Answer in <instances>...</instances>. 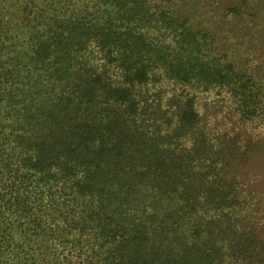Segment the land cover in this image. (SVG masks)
Listing matches in <instances>:
<instances>
[{"label":"trees","instance_id":"trees-1","mask_svg":"<svg viewBox=\"0 0 264 264\" xmlns=\"http://www.w3.org/2000/svg\"><path fill=\"white\" fill-rule=\"evenodd\" d=\"M257 14L0 0V264H264V62L234 44Z\"/></svg>","mask_w":264,"mask_h":264},{"label":"rangeland","instance_id":"rangeland-1","mask_svg":"<svg viewBox=\"0 0 264 264\" xmlns=\"http://www.w3.org/2000/svg\"><path fill=\"white\" fill-rule=\"evenodd\" d=\"M253 3L257 5L259 14L254 17L257 24L252 27H247L245 30L237 32L236 35L241 33L239 42L234 38V44L242 54L241 57L248 56L253 62H264V0H253ZM228 26L230 24H227ZM243 40V44L240 45V41ZM200 101V107H208L207 110L212 113L223 116L229 109L226 101L219 95L213 93L203 94ZM264 150V147L262 148ZM258 150V149H257ZM253 159L249 165L254 169L253 172L258 175L259 171H263L264 175V163L262 162V156L255 152L252 156ZM258 182V181H257Z\"/></svg>","mask_w":264,"mask_h":264}]
</instances>
